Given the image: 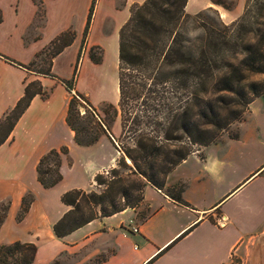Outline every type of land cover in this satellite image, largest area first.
Returning a JSON list of instances; mask_svg holds the SVG:
<instances>
[{
    "label": "crops",
    "instance_id": "crops-1",
    "mask_svg": "<svg viewBox=\"0 0 264 264\" xmlns=\"http://www.w3.org/2000/svg\"><path fill=\"white\" fill-rule=\"evenodd\" d=\"M19 1V18L11 39L16 49L8 53L13 60L0 57V117L12 108L28 81L38 80L46 96L34 95L30 99L0 144V203L6 204L0 243L32 244L33 264H264V210L258 212L256 206L253 215L252 210L239 212L242 206L222 210L218 205L264 166L260 154L264 141V93L249 103L248 126L242 128L241 123L235 139L210 144L201 156L192 152L167 173L165 185L182 184L180 197L185 204L176 203L146 182L136 207L96 216L61 237L53 233L52 225L69 208L61 202V194L90 188L94 175L112 167L117 150L109 133L101 134L90 145L74 141V133L65 122L70 95L60 81L70 78L60 79L55 63L66 49H71L69 54L76 56V62L80 48L99 42L90 36L84 41L75 40L74 34L72 42L51 57L50 75L26 69L23 66L58 31L68 27L59 25L51 37L52 27L45 26L43 8L47 0H41L40 20L32 0ZM133 4L139 3L130 7ZM0 8L5 10L1 4ZM206 8L214 9L223 23L234 18L210 0H186L184 5L189 15ZM0 13L2 21L1 10ZM85 58L84 53L81 65ZM61 147L66 148L60 156L61 177L52 186L43 187L37 180V162L49 150ZM253 156L257 157L254 163ZM25 196L30 200L18 219ZM132 228L136 230L132 232Z\"/></svg>",
    "mask_w": 264,
    "mask_h": 264
},
{
    "label": "trees",
    "instance_id": "trees-1",
    "mask_svg": "<svg viewBox=\"0 0 264 264\" xmlns=\"http://www.w3.org/2000/svg\"><path fill=\"white\" fill-rule=\"evenodd\" d=\"M32 1L37 7L36 15L39 18L42 15L41 0ZM210 1L229 9L220 0ZM185 2L186 0H143L130 7L129 15L120 25L117 34V106L122 124L127 121L133 125L151 122L160 127L164 141L178 140L181 136L176 133L179 132L190 143L206 147L216 142L219 132L238 118L240 110L264 92V82L247 80L249 74H264V0H245L241 13L227 24L214 26L203 22L200 26L202 35L193 45L181 31L182 24L190 16L184 11ZM92 4L93 1L87 12L82 41L87 34ZM199 15L200 12H197L193 17L197 19ZM73 38V30L59 32L23 67L50 75L51 57L69 45ZM49 47L54 50L50 54L47 68L43 71L31 69L30 65ZM94 47L96 46H89L87 57L92 63H99L101 54L95 56L92 51ZM75 68L76 64L74 71ZM60 81L68 92L72 89L73 77ZM159 90L162 94H158ZM148 91L156 94L151 98L152 102L155 101L151 107L152 112L137 113V104L147 105L143 98H139L143 92ZM34 95L46 96L38 80L26 82L22 95L0 117V144L7 138ZM78 99L92 109L85 96L75 91L67 101L65 122L73 131V139L77 144L90 145L99 135L106 134V124L101 119L93 118L99 131H94L91 136L87 135L90 129L77 128L74 120L78 115L77 105H80ZM221 111H225L224 115H221ZM195 115L203 125L209 127L198 128L193 119ZM136 131L132 130L133 146L124 148L123 152L131 159L134 170L151 186L161 190L167 173L191 151L183 146L161 151L162 145H156L149 134ZM81 133L86 135L82 137ZM236 137L234 135L229 138ZM65 153L66 148L61 147L58 150L51 149L39 158L36 174L43 187L52 186L59 181L60 156ZM162 153L160 162H156L155 158ZM49 157L50 163L46 162ZM118 162L124 164L122 159ZM43 163L44 167H41ZM100 175L93 177L97 184L102 182ZM171 186H176L175 193L161 191L176 203L185 204L180 197L182 184ZM107 190L102 194L84 192L81 189L64 191L60 200L69 208L52 225L53 233L61 237L96 216H108L126 207H135L142 199V192L132 194L127 189L118 188L115 193L122 197L123 202L117 203L115 193L111 194L112 187ZM77 196H81L86 207L87 204L98 205V213L89 210V206L88 212L81 210L77 204ZM29 200L28 196L22 198L18 219L26 210ZM5 211L6 205L0 216V223ZM5 247L10 249L9 253L17 251L21 258L32 262V244L15 241Z\"/></svg>",
    "mask_w": 264,
    "mask_h": 264
},
{
    "label": "rangeland",
    "instance_id": "rangeland-1",
    "mask_svg": "<svg viewBox=\"0 0 264 264\" xmlns=\"http://www.w3.org/2000/svg\"><path fill=\"white\" fill-rule=\"evenodd\" d=\"M92 1V13L88 24L87 34L84 39L90 36L89 39H96L99 42L98 45H94L96 47H94L92 51L95 56L102 55L101 62L99 64H93L87 59V57L81 65L80 57L82 54L84 55V53L86 56L88 55L89 46L91 45L80 48L77 55V63L75 62L76 56L69 54V50L71 49H66L61 56L56 58L55 62L61 77L60 79L73 77L72 89L69 91V95H73L75 91L80 92L85 96L92 107V109H90L87 104L81 99H78L80 105H77L78 115L77 119L74 120L75 126L79 129L80 127L90 129V133L87 135L91 136L94 131H99V128L93 122V118L95 120L101 119L106 124V133L112 135L114 139L113 146L117 150V155L112 167L101 172L100 178L102 182L97 184L93 181V185L87 190H84V192L91 191L95 194H102V192H108L107 188L112 187L111 194L115 193L118 188H124L129 190L132 194H136L142 192L143 185L146 181L134 170L131 159L123 152L124 148L132 147L134 144L133 129L137 130L136 132L143 131L149 134V136L155 140L156 145H162V148H160L161 151L178 149L183 146L189 148L191 153L199 152L202 154L205 147L190 143L188 138L184 135H180L179 132L176 133L181 136L178 140L164 141L161 137L162 134L159 130L160 127H156V125L151 122H143L138 125H133L127 121L122 124L123 121H121V114L117 106V34L120 25L128 16L130 5L132 3H140L142 0H47L45 1L43 8L45 10V26L46 28L48 26L52 27L49 29L51 37L56 35V28L59 27V25L65 24L68 27V30L74 31L75 40H81L87 12ZM220 1L224 5L229 6L227 12L236 18L241 13L245 0ZM11 3H13V5L9 8V4ZM19 3V0H0V4L5 8V10L0 8L2 12V21L0 22V57H5L10 60H13V58L9 56L8 53H14V49H16V46L11 39L14 27L19 18V12L16 10V7L19 8ZM215 5L222 7L219 4ZM40 15L41 14H39V16ZM234 18L232 20H234ZM38 19L40 20L41 17ZM203 22L217 26L224 21H222L219 14L212 8H206L200 11L199 18L197 19L194 18L193 15H190L182 24L181 31L192 45L202 35V29L200 26ZM19 44L21 47L26 46L22 43ZM53 50V47L44 50V52L35 59L33 64L30 65V68L39 71L45 70L48 65L50 54ZM75 64L76 68L74 71ZM247 80L264 82V74H249ZM159 93L162 94L161 91L158 92V94ZM155 95L156 94L149 91L143 92L139 100L143 98L147 105L137 104L135 111L137 113H151V107L153 106V102H155H152L151 98ZM110 104L111 106H108ZM248 109L249 104L246 108L240 110L236 120L232 121L223 131L219 132L216 137V142L238 135L241 123L243 124L242 128L248 126V121L250 119L247 115ZM221 112V115H224L225 111ZM193 119L198 128L202 129L209 127L203 125L198 116L195 115ZM84 134L85 133H81L82 137ZM260 154L263 156L264 162V141L263 150ZM162 155L163 153L155 158L156 162H160L163 157ZM256 156L252 157V163H254V160L257 158ZM121 159L124 164L118 162ZM50 161L51 158L49 157L46 162L50 163ZM41 167H44V163ZM263 168L264 166L227 194L218 204L221 205L220 209H239V207L242 206L239 212L249 213L248 211L252 210L254 215L256 212L255 207L258 206V212L261 211V213H263L264 171L261 172ZM161 190L166 193H175L176 186L172 187L171 185H165L164 183ZM77 198V204L85 213L89 210L93 213H98V205L87 204L86 207L82 202L81 196H77ZM115 200L117 203L123 202L122 197L118 194L116 195V193ZM140 202L141 200L137 205H139ZM5 205L4 202L0 203V216ZM141 211L142 209L140 212ZM8 244L11 243H0V264H33L32 262L24 260L25 258H21L17 251L13 254L9 253L10 249L8 250L5 247Z\"/></svg>",
    "mask_w": 264,
    "mask_h": 264
},
{
    "label": "built area",
    "instance_id": "built-area-1",
    "mask_svg": "<svg viewBox=\"0 0 264 264\" xmlns=\"http://www.w3.org/2000/svg\"><path fill=\"white\" fill-rule=\"evenodd\" d=\"M136 229L135 228H132L131 231L134 232Z\"/></svg>",
    "mask_w": 264,
    "mask_h": 264
}]
</instances>
